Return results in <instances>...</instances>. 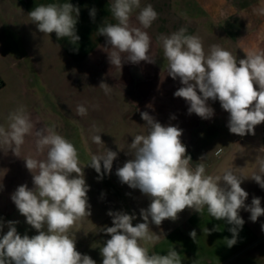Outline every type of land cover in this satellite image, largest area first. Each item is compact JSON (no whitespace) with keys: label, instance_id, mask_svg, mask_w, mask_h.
<instances>
[{"label":"clouds","instance_id":"9594fccd","mask_svg":"<svg viewBox=\"0 0 264 264\" xmlns=\"http://www.w3.org/2000/svg\"><path fill=\"white\" fill-rule=\"evenodd\" d=\"M136 9H139L136 16L139 26L131 23ZM110 12L116 23H105L98 29L99 35L105 36L111 46L109 62L119 69L125 60L154 63L149 54L151 39L145 31L158 18L153 6L148 4L141 8V0H112ZM254 12L264 15V6ZM79 14V7L65 2L38 5L29 16L44 35L54 32L58 39L66 37L75 44L80 39L76 34ZM95 15L96 9L92 8L90 16ZM186 32L181 28L159 38L168 62L167 74L174 80L179 78L183 85L174 96L184 98L190 105L188 113L202 119L214 115L207 101L219 100L223 110L230 114L231 133L255 135V127L264 122V50L249 51L246 58L237 61L219 45H211L205 52L201 38ZM99 87L105 94L111 92V87L103 81ZM87 112L83 105L76 108L78 116H85ZM141 117L147 122L148 133L135 135L128 145L134 158L118 168L116 175L123 184L148 196L151 203L147 209L140 210L144 222L135 226V215L120 211L107 213L112 217L113 226L103 229L111 238L100 249L102 264H182L173 248L166 255L149 254L141 242L160 238L150 230L149 218L159 226L166 219L175 221L178 213L186 208L201 214L206 208L211 217L233 225L229 229L232 238H225V243L228 247L234 246L245 223L239 211L243 208L250 212L252 222L264 215L259 197H254L251 205H245L248 193L241 187L243 179L251 178L264 188V155L256 157L257 170L251 176H244L242 168H228L217 175L206 174L204 163H198L195 168L190 165L191 156L186 155V146L180 139L182 129L163 126L148 112H141ZM90 132L92 142L104 146L100 129L94 125ZM28 136L35 137L36 155L22 159L32 174L34 187L18 186L11 200L38 234L31 238L27 234L21 236L16 228L18 221H8V231L0 238V264H96L90 256L76 250L71 231L78 221L91 215L89 186L79 165L76 147L58 134L54 125L37 129L26 108L20 106L9 114L7 127L0 125V150L11 149L21 158ZM45 153L46 157L41 159ZM116 158L117 152L104 147L102 153L91 155L87 166L94 168L102 179L104 174L111 173ZM206 158L201 157L200 161ZM3 227L0 222V230ZM216 230L214 226L203 231L210 235ZM189 235L196 242V231L192 230Z\"/></svg>","mask_w":264,"mask_h":264},{"label":"crops","instance_id":"0c3cea01","mask_svg":"<svg viewBox=\"0 0 264 264\" xmlns=\"http://www.w3.org/2000/svg\"><path fill=\"white\" fill-rule=\"evenodd\" d=\"M6 2L4 7L8 19L0 20V41L3 43H0V56L17 57L14 54L17 52L13 50L15 47L6 45V49L4 44L12 41V36L16 35L23 44L19 47L25 52L23 56H18L29 58L31 66L22 65L14 67L16 70L8 71L7 75L3 73L7 82L0 79V93L9 85L14 90H19L22 97L14 99L11 106L14 110L24 106L37 129L54 125L57 133L64 135L62 130L65 129V120L76 122L80 118L76 114L77 106L95 103V98L87 95V89H94V81H105L114 92L113 95L112 92L104 95L102 100L105 104L111 100V103L116 105L117 98L123 106L129 105L131 100L141 106L168 105L174 108H171L174 112L176 106H183V120L186 125L180 139L186 146V155L191 156L190 165L193 168L198 163H204L206 174L210 175L221 174L228 168H242L244 176H251L257 170L256 157L259 154L264 155V150H261L264 148V122L255 127V135L233 134L228 127L230 114L223 110L219 100L211 99L207 101L214 110L210 119H202L195 113L189 114V103L184 98L174 96L175 91L183 85L179 78L174 80L167 74L168 62L163 55L162 41L159 38L185 28L186 34L201 38L205 52L209 51L211 45H219L239 61L246 58L249 51L264 50V15L254 12V9L264 6V0H141V8L151 4L155 11H160L165 7L169 16L167 19L158 16L151 27L145 30L151 39L149 54L155 62L132 63L125 60L120 69L109 62L108 52L111 46L107 44L106 37L98 33V29L105 23H116L110 12L112 0ZM65 2L80 9L76 24V34L80 39L75 44L66 37L58 39L54 32L44 35L29 16L38 5ZM92 8L96 9L94 18L90 16ZM138 13L139 9H136L131 18V23L135 26H139L136 20ZM17 74L22 76L21 81L16 79ZM37 74L41 77L36 76ZM70 80L75 81L74 85H69ZM81 80H88L87 89H83V97H79V93L76 94L77 89H80ZM70 86L74 89L73 101H70L66 93L67 87ZM34 89L39 90V94H35ZM197 92L200 94L198 89ZM50 100L54 101L58 110L44 108L54 104H49ZM71 105L73 110L65 109ZM60 108L64 113L59 112ZM12 111L10 109L9 114ZM8 116H0V120L3 118L6 122L0 125L7 127ZM25 139L29 140V153H36L35 137L28 136ZM216 152L220 155L217 156ZM45 157L46 153L40 156L41 159ZM201 157L207 158L200 161ZM1 168L0 165V171ZM114 168L116 167L112 165V175H116L117 169ZM106 174L108 177L106 175L101 181L84 176L89 186L87 196L91 215L78 221L71 230L76 250L82 255L90 256L96 264H102L100 249L106 240L111 238L103 231L106 227L113 226L112 217L107 213L120 211L135 215V226L144 222L140 210L147 209L151 203L150 198L139 189H132L123 184L117 175L113 178L110 173ZM0 179L9 192L6 196H0V222L7 225L8 221H18L16 228L21 236L27 234L31 238L38 234L26 223V218L19 213L11 200V180L3 177ZM23 184L26 183L15 182V189ZM29 187H34L33 183ZM241 187L248 193L245 205H251L252 199L259 197L261 207L264 208V188L251 178L243 179ZM239 215L245 223L238 232L237 243L232 247L227 246L225 238H232L229 229L233 225L228 224L226 220L211 217L206 208L202 214L186 208L178 213L175 221L168 219L167 223L163 221L159 226H149L160 238L154 242L141 243L148 249L149 254L166 255L168 250L173 248L180 255L182 264H264V215L258 217L256 222L250 220V212L243 208ZM214 226L218 230L210 235L203 231L205 228L211 230ZM192 230L196 231V242L189 235ZM7 231L8 227L0 232V238Z\"/></svg>","mask_w":264,"mask_h":264},{"label":"rangeland","instance_id":"374dc122","mask_svg":"<svg viewBox=\"0 0 264 264\" xmlns=\"http://www.w3.org/2000/svg\"><path fill=\"white\" fill-rule=\"evenodd\" d=\"M6 4H7L6 0L3 1L0 0L1 21L8 19L7 10L4 7V5ZM156 12L158 13L159 17L161 16V18L167 19L169 16V11L165 7L164 8L162 7L160 11L157 10ZM12 37L14 38L12 41L7 43L4 42V44L6 49H8L6 45H13V47H15L13 50L17 52L14 54L17 55V57L6 58L0 56V79L4 81H6V78L5 75H2L3 73L7 75V73H9L8 71H15L16 68L22 65L23 66L26 65L28 67L31 66V60L29 58H20L18 56V54L21 56L25 54V52L19 47V45L20 46L23 45L22 42L18 40V37L16 35H13ZM15 45H17V47ZM3 54H5V52H3ZM36 76H38L39 78L41 77L40 74H37ZM15 77L16 79L20 80L22 76L17 74L15 75ZM87 82L88 80L86 81L81 80V86L79 87L80 89H77L76 91V94L79 93L80 95L79 97H83L82 96L83 89L85 88L87 89V85H86ZM74 83L75 81L73 80L69 81V85H74ZM100 83H101L100 81H94V89L90 91H88L87 89L86 91L89 97L95 98L94 104L85 106L88 109L87 115L82 117L80 116L79 120L76 122L66 119L65 122L63 123L65 125V129L62 130L64 131L63 133L64 135L62 136L66 138L68 141H70L77 149L79 164L83 168L84 176L90 177L94 181L104 180V178H106V175L108 177V174H104L103 178L99 179L98 178L99 174L95 171V169L92 168L91 166H87L90 163L91 155L102 153L104 151V147L106 149H110L112 151L117 152V158L113 161V163H115L113 165L114 167H116L114 169H118L122 167L124 163L134 158L132 154L129 152L128 145L132 143L135 135L138 134L146 135L148 133L147 122L142 119L141 112H148V114L152 116L154 120L158 121L163 126H177L180 129H182V132L185 131V125H186V123L183 120L184 118L183 106H176L175 107L176 112L171 111V108L173 107H169L168 105L141 106V105H137L134 100H131L129 105L123 106L121 105V101L117 98L116 100L118 101V104L115 105L114 103H111V100H108V104H105L104 100H102V98L105 95V92L103 91V89L99 87ZM81 87H82V91L80 92ZM67 88H68L66 90L67 97L70 99V101H73L72 97H75L73 95L74 89H72V86H70V88L69 87ZM34 93L39 94V90L34 89ZM113 94L114 92H112V95ZM21 97L22 95L19 92V90H14L10 85L7 86V89L0 93V116H6L7 114L9 115L10 109L11 111L14 110V107L11 106L12 101L14 99H20ZM51 102L52 104L54 103V101L50 100L49 104H51ZM95 105H98L99 107L95 108L94 107ZM44 108L58 110V106L55 105V103L53 105L46 106ZM65 109L71 111L73 110V107L71 105L66 107ZM59 112L64 113V110L60 108ZM173 117H175V119H173ZM0 121L1 124H6L3 118ZM94 125L97 128H99L101 131L100 136H101V140L104 143V146L97 145L93 143L91 140L90 129H92ZM28 141L29 140L26 141L25 139V144L22 146L20 153L21 158L16 157L11 151V149H9L8 151L0 150V165L2 167L0 171V178L3 177V179H6L8 181L11 180L12 183L9 191L11 190L12 193H14L16 190L15 189L16 187L14 185L15 182L26 183L28 184V187L33 183L32 174L27 170L25 166V161L22 159L29 155H33V156L36 155L35 152L29 153L31 147ZM101 171L102 172L104 171L103 162H101ZM110 177L115 178L117 176L115 175V173H113V175L111 174ZM0 185H2V187H0V196L3 197L8 195L9 192L7 189H5L6 185L5 184L3 185V183L1 182ZM32 188L33 187H29V189ZM164 221L166 222L168 221V219ZM3 224L4 227L2 230H0V232L7 230L6 223ZM151 225H155V224L151 223L149 218V226Z\"/></svg>","mask_w":264,"mask_h":264}]
</instances>
